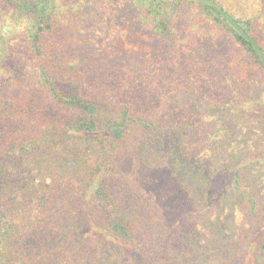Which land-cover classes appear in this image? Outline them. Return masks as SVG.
<instances>
[{"label": "trees", "instance_id": "1", "mask_svg": "<svg viewBox=\"0 0 264 264\" xmlns=\"http://www.w3.org/2000/svg\"><path fill=\"white\" fill-rule=\"evenodd\" d=\"M136 2L141 19L172 51L183 36L219 35L229 45L225 68L235 88L246 89L253 78L264 83V0ZM106 6L104 0H0V62L15 60L9 82L0 86V264L68 260L47 239V216L66 227L62 235L81 226L99 230L128 252L139 250L143 240L150 247L141 220L125 207L111 180L132 141L145 143L167 126L137 105L128 81L119 94L107 91L106 97L88 89L81 46L98 18L104 21L100 10ZM130 61L127 74L144 66V61ZM31 77L32 83L26 80ZM259 112L264 114V102ZM179 130L201 135L189 124ZM46 162L50 164L44 170L52 172L53 183L27 185L25 171ZM235 191L250 202L258 235L244 258H221L218 264H264V215L259 216L255 199L238 184ZM36 244L49 252L33 253ZM92 248H84L90 263ZM151 258L156 261L148 263L165 264Z\"/></svg>", "mask_w": 264, "mask_h": 264}, {"label": "rangeland", "instance_id": "2", "mask_svg": "<svg viewBox=\"0 0 264 264\" xmlns=\"http://www.w3.org/2000/svg\"><path fill=\"white\" fill-rule=\"evenodd\" d=\"M104 2V21L98 18L81 46L88 89L106 97L107 91L119 94L128 81L137 105L167 126L166 134L158 131L145 143L132 141L111 180L125 207L141 220L150 247L143 240L139 250L128 252L99 230L81 226L62 235L66 227L47 216L48 241L68 258L64 264H154L147 261H156L151 256L165 264H218L221 258H244L258 226L249 214L250 202L235 185L255 199L259 216L264 215L263 81L252 77L246 89L235 88L225 68L229 45L219 35L183 36L172 51L141 19L136 0ZM2 51L0 41V58ZM130 59L144 66L127 74ZM14 62H0V86L9 82ZM32 78L26 80L32 83ZM186 124L201 135L181 133ZM49 164L25 171L27 185H51L55 177L44 170ZM88 245L93 247L91 263L84 259ZM38 246L33 253L49 252Z\"/></svg>", "mask_w": 264, "mask_h": 264}]
</instances>
